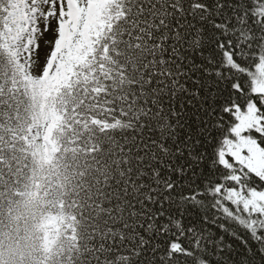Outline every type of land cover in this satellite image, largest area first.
Segmentation results:
<instances>
[{"label":"snow or ice","instance_id":"1","mask_svg":"<svg viewBox=\"0 0 264 264\" xmlns=\"http://www.w3.org/2000/svg\"><path fill=\"white\" fill-rule=\"evenodd\" d=\"M0 264H264V0H0Z\"/></svg>","mask_w":264,"mask_h":264},{"label":"trees","instance_id":"2","mask_svg":"<svg viewBox=\"0 0 264 264\" xmlns=\"http://www.w3.org/2000/svg\"><path fill=\"white\" fill-rule=\"evenodd\" d=\"M187 183H188V181H185V184H186V185H187ZM185 190H186V191H189L190 189H187V188H186Z\"/></svg>","mask_w":264,"mask_h":264}]
</instances>
